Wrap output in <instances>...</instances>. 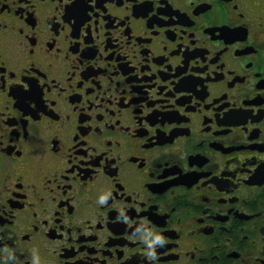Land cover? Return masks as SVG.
Listing matches in <instances>:
<instances>
[{"label": "flooded vegetation", "instance_id": "flooded-vegetation-1", "mask_svg": "<svg viewBox=\"0 0 264 264\" xmlns=\"http://www.w3.org/2000/svg\"><path fill=\"white\" fill-rule=\"evenodd\" d=\"M0 264H264V0H0Z\"/></svg>", "mask_w": 264, "mask_h": 264}, {"label": "clouds", "instance_id": "clouds-1", "mask_svg": "<svg viewBox=\"0 0 264 264\" xmlns=\"http://www.w3.org/2000/svg\"><path fill=\"white\" fill-rule=\"evenodd\" d=\"M155 240H156V241H160V242H162V240H161V238H160L159 236H156V237H155Z\"/></svg>", "mask_w": 264, "mask_h": 264}]
</instances>
